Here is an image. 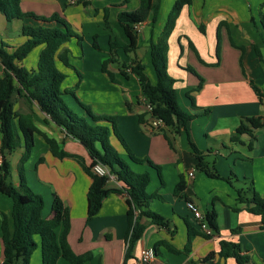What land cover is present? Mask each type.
I'll list each match as a JSON object with an SVG mask.
<instances>
[{
  "label": "crops",
  "instance_id": "1",
  "mask_svg": "<svg viewBox=\"0 0 264 264\" xmlns=\"http://www.w3.org/2000/svg\"><path fill=\"white\" fill-rule=\"evenodd\" d=\"M84 1H89L90 5L92 3V0ZM67 2L68 0H22L21 6L25 12L50 18L56 13L65 12ZM161 9L162 0L160 13ZM0 21L6 24L9 22L1 13ZM18 21L22 23L21 28L25 24L58 26L55 22H36L29 18ZM163 22L161 23L159 15L157 27L158 24L162 26ZM197 23L199 26L203 25L202 29L208 32L209 36L205 33L204 38L205 42L210 43L206 45L202 43L201 46L197 44L201 38V34L197 32ZM20 38L21 35L15 47L23 43L24 40ZM142 40L144 41V38ZM169 46V55L171 49H175L176 64L173 65V73L171 74L170 63L168 70L177 81L179 104L186 113L195 116L187 125L180 126L179 133L166 129L165 135L157 132L149 123H141L139 115L148 110L146 105L140 103L142 89L138 77L130 74L125 78L111 68L117 74L118 80L136 77L139 83V91L126 102V111L122 118L116 119L119 132L136 157L150 159L160 169L148 163L132 162L118 139L112 136L116 139L114 146L131 168L137 173H149L151 181L147 193L154 196L150 209L163 217L167 223L166 227H162L149 223L148 219L143 220L147 228L142 239L155 250V258L149 264H187L190 261L196 264H209L204 263L203 259L211 252H219L224 240L239 243L243 253H248L250 258L252 254H261L258 249L264 248L262 217L249 213L245 205L238 202L237 190L248 194L252 184L258 195L264 199V120L261 126L250 127L252 133L241 135L238 141L233 142L232 137L244 119H264V0H210L199 8L196 0H193L192 5H186L182 9L181 17L170 37ZM23 65L26 66L25 62ZM36 66L37 64L32 68ZM3 69L0 62V78L3 76ZM146 73L155 83V71L149 74L147 65ZM78 77V83H81L82 75ZM64 88L73 90L67 88L65 84ZM74 101L76 102L75 99ZM128 103L132 106L131 111L127 107ZM21 104L18 102L16 105L18 111L21 110ZM39 113L43 117L37 116V111L33 115L40 131L50 138L63 142V150L66 153L77 156L86 165H90L91 158L87 150L79 142L68 137L61 128L48 122L46 115ZM36 136L47 144L41 134ZM189 136L204 155V160L212 173L218 178H210L196 170L198 160ZM48 148L49 156L55 158V161H61L60 165L66 167L61 168L64 173L63 176H59V183H53V192L48 189L44 192L48 197L45 200L44 218L53 217V201L54 197L58 196L64 208L69 211L70 247L77 255L93 253L94 258L85 264H147L140 258V244L137 242L130 256L126 257L129 249L127 194L119 191L109 195L104 200L100 213L88 221L87 194L91 178L81 165L84 172L82 178H79L73 168L70 170L67 167L69 160L78 162L77 159L57 158L51 153L49 145ZM193 169L195 176L191 179L188 174ZM67 172L68 176H65ZM110 177L109 186L121 188L117 179L114 176ZM181 177L186 181L188 190L177 196L175 188ZM228 178H232L231 184L225 180ZM187 194L203 216L208 212L216 213L219 233L214 231V236L209 239L198 234L190 237L189 225L197 233L205 232L187 207ZM12 205L10 198L0 194V264L4 258L2 213L8 217L11 224ZM234 208L240 210L236 212ZM235 229L240 231L233 234L232 230ZM189 239H192L191 252L186 254L183 251ZM163 241L182 253L174 254L167 247L159 246ZM217 261L218 257L214 259V263ZM30 264H42L40 246L34 252ZM57 264L71 263L61 258ZM225 264L237 262L229 258Z\"/></svg>",
  "mask_w": 264,
  "mask_h": 264
},
{
  "label": "trees",
  "instance_id": "2",
  "mask_svg": "<svg viewBox=\"0 0 264 264\" xmlns=\"http://www.w3.org/2000/svg\"><path fill=\"white\" fill-rule=\"evenodd\" d=\"M22 0H0V13L11 22L14 20L32 19L36 22L57 23L62 26L49 27L40 24L23 25L21 37L23 43L17 47L9 46L4 41L0 42V62L3 76L0 78V194L12 200V223L2 213L1 226L3 242V261L1 264H30L31 258L38 246L42 251V264H57L63 258L71 264H85L94 256L92 252L77 255L70 247L68 236L71 229L69 211L64 208L58 196L54 197L52 212L53 217L45 219V201L41 196L34 194L27 185L24 174L25 163L30 158L35 147V136L41 134L50 147L51 153L60 159L74 157L78 160L85 173L91 178V185L87 194L88 212L87 219L91 221L101 211L104 200L111 194L124 191L128 196L129 232L127 241L129 249L126 257L134 248L135 243L143 238L147 225L143 223L148 219L149 223L166 227L163 217L150 209L153 195L147 193V187L151 181L149 173H137L130 164L121 156L120 152L111 143L114 135L125 150L129 159L136 164L148 163L155 166L150 159L136 157L129 148L125 139L121 136L117 120L113 116L96 115L91 107L83 103L75 94V90L64 88L68 78L67 74L58 69L59 60L67 61L68 51L65 45L73 38L81 41L65 20L54 14L50 18L38 16L33 12H25L21 6ZM128 2V0H125ZM193 0H177L170 11L162 31L157 34L156 28L160 15L161 0H139V6L133 11H122L118 14V22L124 33V40L118 36H112L109 40V58L102 64V72L110 81L118 84L116 73L112 71V65H117L118 73L128 78L130 74L138 77L142 89L140 103L150 105L151 111H145L139 115L141 123H149L157 132L166 135V129L175 133L180 132V126L187 125L195 116L186 113L179 105L176 88V80L168 72L169 37L175 29L176 20L186 5H192ZM67 5L72 6L68 0ZM74 5L88 7L89 1L75 0ZM73 5V6H74ZM108 18V10L106 14ZM146 24L148 27V45L151 63L153 65L156 82L153 83L146 73V65L138 57L137 52L143 45L139 26ZM202 29V28H201ZM203 30V29H202ZM42 47L37 66L28 69L23 63L33 50ZM220 45H218V51ZM126 55L135 54L130 62H121L119 52ZM78 76L81 77L80 74ZM72 96L77 105L84 111L80 114L66 101V97ZM23 99L30 107H37L46 115L47 121L61 128L68 137L79 142L88 152L91 164L86 165L77 156L70 155L63 150L64 143L43 134L35 121L32 113H22L16 108L19 100ZM262 99V97H261ZM131 111V104H127ZM160 120L163 125L154 127L152 122ZM264 119H244L232 137V141H238L241 135L251 134L250 127L261 126ZM108 123L102 125L101 123ZM264 122V121H263ZM110 125V126H109ZM170 141V140H169ZM190 144L194 150L198 163L196 170L205 173L210 178L218 176L210 170L204 160V155L197 149L189 136ZM24 148L25 152L19 166V185L12 182L11 164L8 156ZM105 166L111 176H114L121 188L110 187L111 177L100 176L93 169L96 165ZM160 170V169H159ZM230 184L232 178L225 179ZM188 190V185L181 177L180 183L175 188V194L181 195ZM238 202L245 205V209L254 215L262 217L264 229V199L258 195L254 187L250 186L249 192L237 190ZM187 201H191L186 195ZM239 208H234L238 212ZM204 220L212 231L211 234L197 233L190 225V237L197 234L204 238L214 236V231L219 233L217 215L208 212ZM59 230L61 232L59 233ZM240 230H232L233 234ZM192 239H189L183 253L191 252ZM159 246L167 247L174 253L180 254L169 243L163 241ZM218 261L214 263V259ZM229 258L235 259L237 264H251L248 253H243L239 243L224 240L219 252H211L203 259L204 263L225 264ZM187 264H196L190 261Z\"/></svg>",
  "mask_w": 264,
  "mask_h": 264
},
{
  "label": "rangeland",
  "instance_id": "3",
  "mask_svg": "<svg viewBox=\"0 0 264 264\" xmlns=\"http://www.w3.org/2000/svg\"><path fill=\"white\" fill-rule=\"evenodd\" d=\"M176 1L177 0H162L160 21L162 23L164 19V22L162 26L158 24L156 28L157 34L162 31ZM205 2L209 3L210 0H196L197 8L201 7ZM138 6L139 0H128V2H125V0H92L91 5L88 7H84L83 5H67L65 7V12L63 11L61 14L56 13L65 20L70 29L81 37V41L77 38H73L65 45L64 48L68 51L67 61L63 62L59 60L57 62V67L67 73L68 78L65 82V86L75 90L79 99L89 105L96 115L113 116L116 119L122 118L126 111V102L133 98L139 91V83L136 77H131L129 80L119 79V83L114 84L101 70L103 62L108 59L110 55V38L115 35L124 40V33L118 22V14L122 11H133ZM107 10L108 18H106ZM181 13L176 20V24L181 17ZM21 24L22 23L18 20L8 22V24L0 21V40L3 39L9 46H16V42L19 40L21 34ZM59 27L63 29L62 26ZM200 27L202 28L203 25L199 26L197 23V32L201 34V38L197 41L199 46H201L202 43L205 45L210 43V41L205 42L204 38L206 34L209 36L208 32H206L205 29H200ZM205 28L207 29V27ZM138 31L142 38H144V41L137 55L143 63L147 65L148 73H154V68L150 60V52L148 51V39H146L148 37V28L143 25L138 28ZM20 39H22V37ZM177 47L178 46H176V48ZM41 50L42 47L37 48L28 56L25 61V65L28 69L38 63ZM174 54V48L171 49L170 55L168 51V64H171V74L173 73V65L176 64V57ZM133 58H135L134 53L126 55L123 51L119 52V59L121 62H130ZM112 66V69L118 73L116 69L118 66ZM78 74L82 75L81 83H78ZM66 101L75 111L84 114V111L75 104L76 102L72 96L66 97ZM19 103H22L20 105V112L33 114L37 111V116L43 117L42 114L39 113L40 111L37 107H30L23 99L19 100ZM25 106L26 109H24ZM101 124L107 125L108 123L103 122ZM115 141L116 139L112 137L111 143L113 146L116 143ZM35 144L36 146L32 150L30 158L25 163L24 174L28 187L32 186L31 188L29 187L31 191L41 196L45 201L48 197L44 192L46 189L53 192V183H59V176H63L64 173L61 168L64 169L66 166H61V161H55V158L49 156L48 145L39 136H36ZM24 152L25 150L22 148V150L8 157V161L11 164L13 183H19V166ZM42 158H44L43 161H41ZM67 163V167L70 168V170L73 168L79 178L84 176L79 162L72 159ZM258 250L264 255V248H259ZM261 254H252L251 264H264V257Z\"/></svg>",
  "mask_w": 264,
  "mask_h": 264
},
{
  "label": "built area",
  "instance_id": "4",
  "mask_svg": "<svg viewBox=\"0 0 264 264\" xmlns=\"http://www.w3.org/2000/svg\"><path fill=\"white\" fill-rule=\"evenodd\" d=\"M70 4L73 6L75 4V0H69ZM146 108L148 111L152 110V107L150 105H146ZM154 127H159L161 125H163V122L160 120H154L152 122ZM93 171L100 175V176H111L109 173V170L101 165L98 164L94 167ZM189 178H194L195 176V170H191L188 174ZM187 207L189 209V211L193 214L195 220L197 221V223L200 225L201 229L207 233V234H211L212 231L210 230V228L208 227L207 223L204 220V216L201 213V211L199 210V208L197 207V205L192 202V201H187ZM138 244H140V258L144 263H151L153 261V259L155 258V250L150 248L143 239H141Z\"/></svg>",
  "mask_w": 264,
  "mask_h": 264
},
{
  "label": "water",
  "instance_id": "5",
  "mask_svg": "<svg viewBox=\"0 0 264 264\" xmlns=\"http://www.w3.org/2000/svg\"><path fill=\"white\" fill-rule=\"evenodd\" d=\"M189 192H191V191H189ZM192 193V192H191ZM193 194V193H192Z\"/></svg>",
  "mask_w": 264,
  "mask_h": 264
}]
</instances>
